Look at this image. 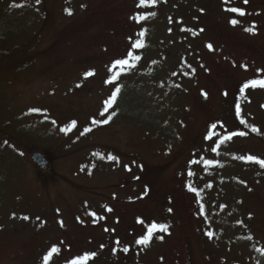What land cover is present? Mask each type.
Listing matches in <instances>:
<instances>
[{
	"label": "rangeland",
	"instance_id": "1",
	"mask_svg": "<svg viewBox=\"0 0 264 264\" xmlns=\"http://www.w3.org/2000/svg\"><path fill=\"white\" fill-rule=\"evenodd\" d=\"M139 5L0 0V264H264V0ZM2 133L58 147L70 182L42 193ZM170 158L151 179L184 228L176 207L110 200Z\"/></svg>",
	"mask_w": 264,
	"mask_h": 264
},
{
	"label": "flooded vegetation",
	"instance_id": "2",
	"mask_svg": "<svg viewBox=\"0 0 264 264\" xmlns=\"http://www.w3.org/2000/svg\"><path fill=\"white\" fill-rule=\"evenodd\" d=\"M1 133V132H0ZM6 135L9 138H11V142H8L7 144H12L14 149L17 150L21 155H23L22 157H25V161L26 163L30 164L33 168V174L35 175L36 178V183H37V187L40 189V191L44 194L49 193L50 189H52V191H56L58 190L60 187H58V183H57V179H60L62 181L65 182H70V180H68L67 178L63 177L62 175H60L58 172H56L55 170V164L56 162L61 158V156H59L58 154H56V150L57 148L54 147H44V148H40L39 145H35L33 142H30L28 140L22 139V137H10L7 134H1V136ZM3 138V137H2ZM6 143V142H5ZM4 143V144H5ZM38 158L40 160V162H36L34 160ZM128 157V156H125ZM176 158H170L168 160H166L165 162H160V165H156L153 166L151 168L147 167L145 168L144 165L142 168V171H140L139 174H137L136 176L132 177V178H128V179H122L121 180V184L119 186H116L114 188H122L126 193L131 192L132 190L135 191L134 195H130L129 197H133V198H128L126 200H120V198H116L113 197L110 198V200H112L113 202L119 203L121 206H130V205H137V207H143L145 206V204H158L161 205L163 207H166L167 209H170V206H172L173 208L176 207L175 203H174V197H168L165 193L163 188H161L159 185H157L155 180L151 179V175H153L156 172H164V170L174 166L176 164ZM149 169H151L150 172ZM150 174V175H148ZM146 177H148V179H146ZM146 180H148V184L146 182ZM71 185V184H70ZM122 186V187H121ZM139 189L138 194H136V190ZM143 194H142V191ZM179 202H181V198H178ZM49 201L51 203V198L49 197ZM49 205V204H48ZM180 205V203H179ZM99 207H102L101 205ZM108 207V206H107ZM185 208V206H181V208L176 207L174 208L177 212V217L178 219L181 221L182 224V228H184V224H185V216H189V214L183 209ZM49 209H51L53 211V213L55 214V218L57 220V224H58V235L59 237H57L56 240H52L50 242V244L55 245V243H58V245H61L62 241H60V239L62 238H66V232L63 228V226L61 225V223H59V217L57 216V211L55 209V206L53 204V206L49 205ZM171 210V209H170ZM26 218V219H24ZM36 217H32L30 216V214H28V212H26V214H24V216L21 217V221L20 223H25L26 225H24L23 227H31V226H38V225H32L33 223L36 222ZM18 223V224H20ZM138 228H140L138 226ZM19 231H21V229L19 228ZM20 233V232H19ZM21 234V233H20ZM36 234V233H33ZM143 232L142 231H138L136 232L134 235H136L138 237V239L142 236ZM62 236V237H60ZM149 236V234H148ZM69 237V235H68ZM149 239V238H148ZM150 243L147 244V246H150L153 244V242L155 241L153 234H151V238H150ZM72 243L74 244H79V242H77L75 239L72 241Z\"/></svg>",
	"mask_w": 264,
	"mask_h": 264
},
{
	"label": "snow or ice",
	"instance_id": "3",
	"mask_svg": "<svg viewBox=\"0 0 264 264\" xmlns=\"http://www.w3.org/2000/svg\"><path fill=\"white\" fill-rule=\"evenodd\" d=\"M153 2H155V0H153ZM224 2H225V3H228L229 0H224ZM245 2H247V0H245ZM143 5H144V0H140V5H139V6H143ZM226 10L233 11V12H235L237 15H240V16L245 15V13H244L243 11H239V10H237V9H226ZM67 14H68V15H71L72 13H71V12H68ZM153 15H154V14H153ZM138 22H139V21H138ZM170 22H171V21H170ZM232 24L235 25V24H236V21H232ZM141 36H143V33H141ZM135 47H136V48H141V47H143V44H142V43H137V44L135 45ZM129 59H138V57H133V56L131 55V53H130V54H129ZM124 63L127 64V61H124ZM91 75H93V73H88V76H91ZM110 82H111V81H110ZM260 86H261V87H264V82H261V83H260ZM245 87H251V85H245ZM116 91L119 92V89H116ZM115 99H116V97H115V95H114L113 98H112V100L109 101V103H108V107H111L112 103L115 102ZM237 111H238V113H239V108H237ZM241 123H244V121L242 120ZM72 127L74 128V127H75V124H73ZM251 131H252V132H256L257 129L253 128V129H251ZM236 135H244V133H236ZM209 138H211V137H209ZM231 139H232V136H227V137H225L224 139H222V140L219 142V144L216 145V147L219 148V147H220V144H223V143L225 142V140H231ZM249 159H251V158H249ZM254 162H255V163H260L259 161H254ZM260 166H261V167H264V164H260ZM190 175H191V174H190ZM188 190H189V191H193L192 187H189ZM24 219H26V218H24ZM156 231H159V232H166L167 229L164 228V227H160V228L156 229ZM151 234H152V229H149V239L141 240V241H139V243H140L141 245L147 246V244L149 243V240H150V238H151ZM211 235H212V234L209 233V236H210V237H211ZM117 243H119V241H117ZM55 251H56V249H53V252H55ZM124 251H127V249H124Z\"/></svg>",
	"mask_w": 264,
	"mask_h": 264
},
{
	"label": "water",
	"instance_id": "4",
	"mask_svg": "<svg viewBox=\"0 0 264 264\" xmlns=\"http://www.w3.org/2000/svg\"><path fill=\"white\" fill-rule=\"evenodd\" d=\"M36 162H40V160L38 158L35 159Z\"/></svg>",
	"mask_w": 264,
	"mask_h": 264
},
{
	"label": "trees",
	"instance_id": "5",
	"mask_svg": "<svg viewBox=\"0 0 264 264\" xmlns=\"http://www.w3.org/2000/svg\"><path fill=\"white\" fill-rule=\"evenodd\" d=\"M2 43V39L0 38V44Z\"/></svg>",
	"mask_w": 264,
	"mask_h": 264
}]
</instances>
